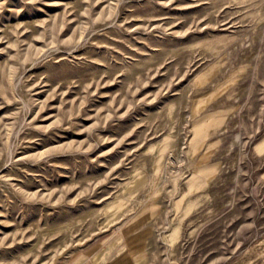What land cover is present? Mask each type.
Segmentation results:
<instances>
[{
  "label": "rangeland",
  "instance_id": "rangeland-1",
  "mask_svg": "<svg viewBox=\"0 0 264 264\" xmlns=\"http://www.w3.org/2000/svg\"><path fill=\"white\" fill-rule=\"evenodd\" d=\"M0 264H264V0H0Z\"/></svg>",
  "mask_w": 264,
  "mask_h": 264
}]
</instances>
